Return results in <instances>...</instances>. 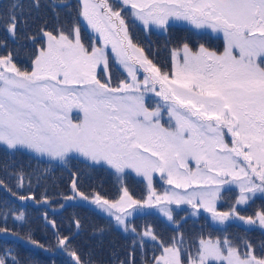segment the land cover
<instances>
[{
  "label": "snow or ice",
  "instance_id": "1",
  "mask_svg": "<svg viewBox=\"0 0 264 264\" xmlns=\"http://www.w3.org/2000/svg\"><path fill=\"white\" fill-rule=\"evenodd\" d=\"M176 27L186 35L167 40L158 63L148 38ZM0 29V153L49 165L0 163V240L50 264H264V204L244 214L264 200V0H30L27 9L11 0ZM52 166L68 179L50 193ZM95 172L114 178V197L85 187ZM66 207L106 216L130 238L124 255H99L105 227L85 250L80 216L66 231L56 218ZM29 208L40 210L44 239ZM205 214L214 231L182 230ZM149 217L172 226L167 238L137 226ZM237 222L243 234L233 237ZM0 264L40 261L0 245Z\"/></svg>",
  "mask_w": 264,
  "mask_h": 264
},
{
  "label": "trees",
  "instance_id": "2",
  "mask_svg": "<svg viewBox=\"0 0 264 264\" xmlns=\"http://www.w3.org/2000/svg\"><path fill=\"white\" fill-rule=\"evenodd\" d=\"M10 2L11 0H0V14H3L4 12L7 11ZM3 35H4L3 30L0 29V37H2ZM5 161L8 162L15 161L16 165L23 164L26 168L30 167L32 169H39L41 171L49 168L47 160L37 161L36 159L30 158L27 155L22 157L16 156L9 158L4 156L2 153H0V163ZM69 167H71V165ZM82 171H84L83 168ZM47 175L49 177L48 184H49L50 193L58 190H64L66 188L68 171L65 168H63L62 166L60 167L52 166L49 169ZM53 181H55L54 184ZM84 183H85V187L89 185L100 186L101 191L106 196L114 197L116 195L114 178L108 176L103 172L85 174ZM127 183L131 191L133 190L140 191L142 190V188H144L143 184L140 182L139 179L135 178V176L129 177ZM6 198H7L6 193L0 191V201H3ZM27 211L30 215L32 226L35 230L36 238L44 239L45 234L41 231V227H40L41 225L40 210L35 208H29ZM73 213H77L80 216L85 226V231L82 233L80 238V243L85 250H87L89 246H96V242L100 238L99 236H93L91 234L92 230L94 228L105 227L107 230L103 233V250L99 253V255L105 261L109 260V252L112 250L118 251L121 254V256L124 255V253L128 248L130 238L125 234H123L118 229H116L115 227L109 228L108 218L96 211L87 208H73V207H66L65 209L59 210L58 213L56 214V218L58 222L62 225V230L65 231L67 230L69 226L68 218ZM180 213L185 214L184 212H179V214ZM177 218H181V216L178 215ZM137 219L138 221H141L140 226L143 225L144 223L152 224L155 227L156 231L165 238H167V236L172 231V226L168 225L164 221H161L159 218L149 217L147 219L145 218H137ZM189 220H192V218L181 220V228L186 234L191 235L200 231L208 232L215 230L214 228L212 230L209 229L208 227V224H210L209 221L206 222V220H202V221L192 220L190 222ZM238 230L243 232V228L240 229V224L238 222L236 224L231 225L227 229L228 232L238 231ZM257 234L258 231H254V232H250L249 236L254 240L261 239L262 238L261 233L260 236H258ZM0 245L18 250L22 260L33 259L40 261V264H50L48 257L45 254L31 250L29 247L23 246L19 242L8 240L7 243H5L3 240H0ZM104 257H106L107 259H105ZM63 259L64 258L62 257L57 258V264H62Z\"/></svg>",
  "mask_w": 264,
  "mask_h": 264
},
{
  "label": "rangeland",
  "instance_id": "3",
  "mask_svg": "<svg viewBox=\"0 0 264 264\" xmlns=\"http://www.w3.org/2000/svg\"><path fill=\"white\" fill-rule=\"evenodd\" d=\"M20 2L22 3V4H24V6H25V8L27 9V6H28V4L30 3V0H20ZM137 32H140V31H137ZM136 32V33H137ZM134 35V34H133ZM151 37V36H150ZM149 37V38H150ZM170 38H173V40L175 41V40H177V39H179L180 37H178V36H176L175 34H173ZM134 39H136V37H134ZM149 41H150V46H151V49H152V47H156V49H152V52L153 53H156L157 55H156V59H157V62L158 63H161V64H163L164 62H165V58H166V56H167V53H166V51L164 50V43H162V42H155V41H152V40H150V39H148ZM146 43H147V41H146ZM3 163V162H2ZM134 176V175H133ZM136 178V177H135ZM137 179H139V178H137ZM156 185H157V187L159 188L160 187V182H159V179H158V177H157V179H156ZM133 192V194L134 195H136L137 197H140V196H142V195H144V188H142V190H140V191H135V190H133L132 191ZM262 204H264V200H260V199H257L256 200V202H255V204H253L250 208H248L246 211V213H244L245 215H251L255 210H257ZM181 217H184L185 216V214H183V213H180L179 214ZM187 218H192V220H194V221H197V220H199V221H202V220H206V214L205 215H202L200 218H194V217H191V216H188ZM186 218V219H187ZM160 219V218H159ZM178 219H180V218H178ZM161 221H163L162 219H160ZM192 220H189L190 222L192 221ZM161 221H160V223H161ZM136 224H137V226H140V223H141V221H138V219H136ZM210 222V221H209ZM199 224V223H198ZM208 227H209V229L210 230H212L214 227L213 226H210V224H208ZM241 228H243V226L242 225H240V229ZM229 233L233 236V237H238V236H240L241 234H243V232H241V231H229ZM258 236H260V233L258 232V234H257ZM39 253V252H38ZM43 254V253H42ZM105 259H107L106 257H104Z\"/></svg>",
  "mask_w": 264,
  "mask_h": 264
},
{
  "label": "flooded vegetation",
  "instance_id": "4",
  "mask_svg": "<svg viewBox=\"0 0 264 264\" xmlns=\"http://www.w3.org/2000/svg\"><path fill=\"white\" fill-rule=\"evenodd\" d=\"M174 34L180 38L186 35L185 31L180 28H174Z\"/></svg>",
  "mask_w": 264,
  "mask_h": 264
}]
</instances>
